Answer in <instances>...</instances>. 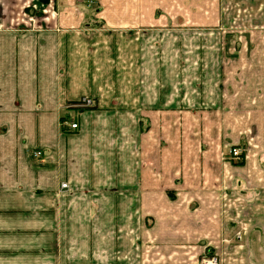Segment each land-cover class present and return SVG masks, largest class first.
Instances as JSON below:
<instances>
[{
	"label": "crops",
	"instance_id": "obj_1",
	"mask_svg": "<svg viewBox=\"0 0 264 264\" xmlns=\"http://www.w3.org/2000/svg\"><path fill=\"white\" fill-rule=\"evenodd\" d=\"M29 1L0 0V264H199L211 248L264 264V143L240 164L185 128L216 110L155 64L153 34L128 31L148 23L139 8L153 22V0H42L63 12L37 24ZM90 5L116 17L91 25L76 14ZM85 96L95 106L76 108Z\"/></svg>",
	"mask_w": 264,
	"mask_h": 264
},
{
	"label": "rangeland",
	"instance_id": "obj_2",
	"mask_svg": "<svg viewBox=\"0 0 264 264\" xmlns=\"http://www.w3.org/2000/svg\"><path fill=\"white\" fill-rule=\"evenodd\" d=\"M35 1L29 2L35 4ZM40 1V6L31 14L35 15V24L45 17L57 18L63 12ZM153 3V22H149L151 16H146L148 10L139 8L137 17L143 21L147 18L148 23L134 26L128 31L137 28V31L153 34L155 64L158 62L163 67L169 66L171 71L182 70V73L170 72L168 76L172 81L182 76L187 98L193 100L194 93L200 92V107L216 110L210 120L207 115L203 120L185 121V128L193 130L194 127H200L202 134L208 133V136L202 137L205 144L213 143L214 140L218 144L221 140L226 143L229 151L236 145L243 150L246 146L251 145L253 148L264 143V0H153ZM96 8L95 5L79 8L76 14L87 18L84 13H89L90 18L87 19H90L91 25L96 22L98 26L102 22L96 21L97 18L105 16L113 21L116 17L113 9L101 12ZM129 11L124 15L130 16ZM18 13L21 20L27 21L28 13H24V10ZM145 42H139L141 49L149 48L145 47ZM214 88L220 91V97L212 93V99L204 103L207 92H213ZM218 98L221 104L217 106V103H211L217 102ZM70 106L67 105V109L80 108ZM189 107L199 108L196 105ZM66 110L61 113V126L65 129L72 122H77L75 114ZM65 117L69 118L67 124L62 121ZM139 123L144 131L150 124L146 120ZM178 126L177 121H170L168 128L173 131ZM193 137L192 133L186 135V139L191 141ZM199 138L201 135L196 137ZM229 151L223 154V158L232 162L239 161L231 159ZM238 232L231 234L229 241L241 243L242 238ZM223 242L225 244L226 239ZM206 250L201 254L200 261L214 256L218 258V264H230L225 252H217L213 248ZM197 258L198 254L192 258L191 263L198 264ZM200 261L199 264H204Z\"/></svg>",
	"mask_w": 264,
	"mask_h": 264
},
{
	"label": "built area",
	"instance_id": "obj_3",
	"mask_svg": "<svg viewBox=\"0 0 264 264\" xmlns=\"http://www.w3.org/2000/svg\"><path fill=\"white\" fill-rule=\"evenodd\" d=\"M94 105V103H93V100L90 98V97H87V96H85V97H83L75 106L76 107H92ZM69 120V118L67 119V118H65L64 120H63V122L65 123V124H67V121ZM70 126L71 127H78V123L77 122H72L71 124H70ZM37 154H40V152H38ZM228 155H230L229 157L231 158V159H242L243 158V155H244V158H245V154H244V152H243V150H242V148L240 147V146H238V145H236V146H233L231 149H230V151H229V154ZM62 185L63 186H66L67 185V183L66 182H64V183H62ZM239 235H241L240 234V232L238 233ZM201 263H204V264H218L219 262H218V258L217 257H210V258H208V259H201V261H200Z\"/></svg>",
	"mask_w": 264,
	"mask_h": 264
},
{
	"label": "trees",
	"instance_id": "obj_4",
	"mask_svg": "<svg viewBox=\"0 0 264 264\" xmlns=\"http://www.w3.org/2000/svg\"><path fill=\"white\" fill-rule=\"evenodd\" d=\"M63 120H64V119H63ZM63 120H62V121H63ZM243 162H244V155H243V158H242V159H240L239 161H236V163H240V164L243 163Z\"/></svg>",
	"mask_w": 264,
	"mask_h": 264
}]
</instances>
